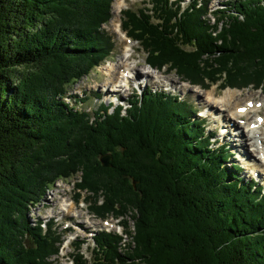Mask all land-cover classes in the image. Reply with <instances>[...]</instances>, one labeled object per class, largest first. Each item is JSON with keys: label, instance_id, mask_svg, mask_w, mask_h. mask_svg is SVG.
<instances>
[{"label": "trees", "instance_id": "obj_1", "mask_svg": "<svg viewBox=\"0 0 264 264\" xmlns=\"http://www.w3.org/2000/svg\"><path fill=\"white\" fill-rule=\"evenodd\" d=\"M113 2L0 0V264H55L60 237L28 215L80 173L75 188L92 213L131 212L135 225L124 222L134 235L125 249L98 234L92 264H264L262 189L227 166L225 146L210 148L191 105L145 91L126 116H91L65 101L113 51ZM208 4L149 0L122 12V25L154 69L204 89H264V0Z\"/></svg>", "mask_w": 264, "mask_h": 264}, {"label": "rangeland", "instance_id": "obj_2", "mask_svg": "<svg viewBox=\"0 0 264 264\" xmlns=\"http://www.w3.org/2000/svg\"><path fill=\"white\" fill-rule=\"evenodd\" d=\"M148 1L149 0H114L112 10L113 17L111 18L109 24L104 26L105 33H107L109 37H111V42H113L114 44V48L110 53V57L101 66L96 68L88 77H85L77 83L72 84L68 88V91L72 95H77L80 99H83L82 102H84L83 104L85 105V109L87 113L91 114V116L93 115V112L95 110L107 103L108 100L103 98V89L109 84V76L107 75V71L108 69H110V66L116 67L115 69L119 68L121 57H123V51L126 48V41L121 38V35H126L124 33L126 31H124L123 26H121L123 20L122 12L128 9H142L146 6ZM190 1L191 0H184V6H187ZM218 1H222L221 3L228 2V0H210L208 5L210 6L211 11H214L216 9ZM118 2H122V6H120L121 8L117 9L116 3ZM132 45L133 50L131 51V53L129 52V55L132 54V57L128 64L131 67L136 68V71L140 76H145V73L158 72V75L156 74L154 76H156V78H160L161 76L160 79L162 80L159 81L160 85L162 84V82H165V84H163L165 86L171 83L170 89H174L175 86H177L173 83L179 84L180 88L183 89L185 93V95L181 97V102L186 103L189 107L191 105V107H193L192 109H194L195 114L197 113L196 115L192 116L191 120H205L206 122V132L212 136V144H209L210 148L216 149L222 145L227 146L229 152L232 154L227 163V166L231 167V165L234 164L240 167V164H242L245 169L239 171V177H241L243 182L245 184L250 183V181L253 182L254 178L255 180H257V182H260L258 183L260 188H264V174H261L260 172H258V174H256L257 172L250 173L249 169H247L246 165H244L245 159H243L242 154L239 152L238 148L240 141H233L234 136L237 135V133L234 134V130L236 129H231L227 126H223L225 123L223 122L222 118L226 117H219V114L224 109L221 107L220 99L224 97L228 89L232 88L224 86V84H221L220 81L219 84L211 86L208 89H204L200 86H194L190 82L181 79V77L178 76L175 70H172L171 72L167 69H151L146 62L147 55L134 39L132 41ZM117 72L118 71L115 70V74ZM114 79L112 81H114ZM134 80L135 78L133 77V79L131 80V89H133L134 93L138 95H141L144 90L149 91L151 94H154L155 92H157L158 94L162 93L160 90L154 89V85L158 83V81L154 79L153 81L149 82L150 84L148 86H143L141 88L137 86V82H135ZM146 81L148 82L147 79ZM232 90L240 92L238 98L240 99L242 105H245L249 99H251L255 104L259 101H262L260 103L262 104V108L258 113H254L252 114V116L250 115L248 117H245V119L243 118L237 120L238 123H240V120H243L242 123H240L242 127H244L243 123H246L249 118L250 120L248 122L256 121V116L264 118V89H262L261 87L255 88L252 85H249L248 88L242 90ZM124 94L127 95L128 92L126 91L124 92ZM209 94H212V100L209 98ZM119 97L123 98L121 94H119ZM199 111H202V113L198 114ZM201 114L207 115V117L209 116L211 120L201 118ZM221 114L223 115L225 113ZM215 119L219 120L217 126L222 127L223 129V133L220 134L221 137H224L223 140L216 139L217 129L214 126ZM240 132H242V130H240ZM213 141L217 142L213 144ZM244 141L246 143V140ZM248 150H250V152L254 151L253 147H248ZM78 175L76 176V178L74 177V179L66 181L60 180L53 186H51L47 191L45 198L42 199L39 205L33 206L28 215L33 226L37 225V221L51 223L56 236L60 237L62 241L60 242V254L58 257L52 258V261L55 264H75V259H77L78 252L83 255L86 260H88V264H92L95 250L93 237L96 235V238L98 236V233L99 235L101 233L111 235L116 234V237L118 236L123 238L124 241L121 242V246L124 247V249L127 244H130L131 242L132 244L134 243V235L128 239V236H125L124 232V222H126L130 226L132 232H134L135 230L132 213L128 212L129 214L124 218H115V215H109L106 219H103L96 213L95 216L97 218L94 217L88 207V194L83 193L81 196H78V191L76 190L75 185L78 181L81 180V173ZM64 205H68L69 208L72 207L70 208L71 210L68 211ZM60 209H62L64 212H60ZM124 249L121 251L122 253L125 251Z\"/></svg>", "mask_w": 264, "mask_h": 264}, {"label": "bare ground", "instance_id": "obj_3", "mask_svg": "<svg viewBox=\"0 0 264 264\" xmlns=\"http://www.w3.org/2000/svg\"><path fill=\"white\" fill-rule=\"evenodd\" d=\"M116 5H117V9L121 8L120 6H122V2H118L116 3ZM125 45L127 47L125 51L126 53L123 54V57H121L119 68L115 69L116 67L110 66V69H108L107 71V75L109 76L108 82L112 81L116 77L115 70L118 71L117 74L119 73V70L122 71V76L121 77L118 76L117 80L124 83L126 82L124 78H129L127 74H132L133 72L136 71V68L131 67L128 64L131 58L129 52H131L130 50L133 45L127 42L125 43ZM145 74L149 76V73H145ZM239 93H240L239 91L232 89H228L226 91L224 97L220 99L221 107L224 108L223 111H221V113H225V114L222 115L220 113L219 117L224 116L228 119L227 120L226 118L225 119L222 118L223 122L225 123L223 126H227L231 129L237 130V135L234 136L233 141L236 140L240 141L238 145L239 152L242 154L243 159H245L244 165H246L250 173L257 172L256 174H258V172H260L261 174H264V130H263L264 124L263 123L260 124L257 121L260 118L259 116H256L255 118L256 121L254 122L250 121L244 127H242L241 124L238 123L237 121L239 119H243L244 117H248L250 115L252 116V114L254 113H258L262 107H258L257 104L262 101H259L256 104L254 103L252 107H249L248 104L250 102L251 103L253 102L251 99H249L245 105H242L240 99L238 98V96L240 95ZM209 98L212 100V94H209ZM248 120H250V118ZM240 130H242V132H240ZM244 140H246V143ZM248 147H253L254 151L250 152V150H248ZM64 206L68 211L71 210L70 208H72V207L69 208L68 205H64ZM60 210H61L60 212H64L62 209Z\"/></svg>", "mask_w": 264, "mask_h": 264}, {"label": "water", "instance_id": "obj_4", "mask_svg": "<svg viewBox=\"0 0 264 264\" xmlns=\"http://www.w3.org/2000/svg\"><path fill=\"white\" fill-rule=\"evenodd\" d=\"M100 161L104 167L110 168L112 156L111 155H104L103 157H101Z\"/></svg>", "mask_w": 264, "mask_h": 264}]
</instances>
